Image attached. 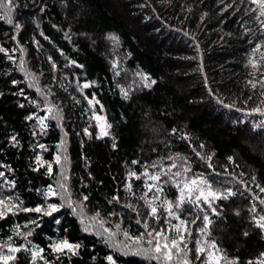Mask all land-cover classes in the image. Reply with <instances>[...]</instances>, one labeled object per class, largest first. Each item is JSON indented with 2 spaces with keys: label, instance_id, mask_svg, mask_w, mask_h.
I'll return each mask as SVG.
<instances>
[{
  "label": "trees",
  "instance_id": "obj_1",
  "mask_svg": "<svg viewBox=\"0 0 264 264\" xmlns=\"http://www.w3.org/2000/svg\"><path fill=\"white\" fill-rule=\"evenodd\" d=\"M2 1L11 12L0 8V177L5 182L0 194L12 197L16 208L0 216V242L20 247L11 264H109L110 255L116 264H160L132 254L146 249L155 255L149 237L133 244L123 235L127 230L139 236L145 228L137 220H147L149 231L169 229L165 234L175 236L161 207L160 220L148 215L150 172L162 179L165 199L175 200L179 187L195 177L220 194L234 193L211 208L201 201L178 209L190 233L184 240L189 264L208 258L202 253L197 259V241L220 255L219 264H260L264 17L259 5L252 0ZM140 74L146 82L137 84ZM90 99L104 115L108 135H97ZM60 145L66 150L70 196L81 204L83 216L103 224L84 226L72 208L49 194L60 173L55 162ZM49 205L57 211L45 215ZM37 207L43 211L23 210ZM205 214L211 223L201 232ZM64 240L79 245L75 254L52 250L53 242ZM30 245L43 249V259L33 260ZM184 252L178 253L181 261Z\"/></svg>",
  "mask_w": 264,
  "mask_h": 264
},
{
  "label": "snow or ice",
  "instance_id": "obj_2",
  "mask_svg": "<svg viewBox=\"0 0 264 264\" xmlns=\"http://www.w3.org/2000/svg\"><path fill=\"white\" fill-rule=\"evenodd\" d=\"M252 3L254 4H258L259 5V10H260V16L264 17V0H252ZM0 7H5L8 9L9 12H11V8H8V6L6 4H0ZM2 18V17H0ZM9 23H11V20L9 19ZM113 39H116L115 37H112ZM259 45H257V49H259ZM257 49H254L253 51L255 52ZM0 51H4L3 49H0ZM11 58V57H10ZM261 62L264 63V57H262ZM249 64L253 69H258V63L256 60L254 59H249ZM249 83L251 84L252 88H255L256 82L253 81H249ZM84 88L89 87L88 84L83 85ZM89 103H91V101H89ZM226 107H228V105H225ZM255 111H260L259 108L255 109ZM96 119H101V117H96ZM102 135H108V133L106 131H102L101 133ZM41 147L43 148L44 146L41 145ZM37 159L39 160L40 158L37 157ZM210 159V158H209ZM229 159L231 160V157H229ZM211 167V165H209ZM173 167H175V165H173ZM49 170L51 171V166L49 165ZM169 171H171V169H169ZM185 171H188V169H185ZM147 174V173H145ZM3 173H0V176H2ZM132 175H135L134 173ZM181 175L180 172H176L175 176L179 177ZM139 178V177H137ZM149 179L151 181H159L160 180V176L159 175H152L149 177ZM207 184V181L204 178H196V179H192L190 181H186L183 183V186L179 188V196L177 197L176 202H169L167 200H165L163 202V204L161 205V207H163L164 205H167L166 207V211H167V216L168 217H172L176 220L179 221V224H172L171 220H165L164 222L166 224H168L170 226V231L172 233H175V236L173 235H166L165 233L169 231V229H160V230H155V231H149V224L148 221H141V220H137V224H143V227L145 228V232L141 233L139 236H132L129 234V232L127 230H125L123 232V235L130 241H132L133 244H139L145 236L149 237V239L147 240V243L149 245H152V249L151 252L154 253L155 255H150L149 251L146 249H137L134 253V255H145V256H149V258L151 259H155L158 261H161V264H163V262H170L173 259L174 254L177 253H181L184 252V249L187 248V244H185L184 240H185V233L189 234L188 229L186 227V221L180 219V217L178 215H176V211L175 209H180L181 206L185 203H195L197 206L200 205V202L203 201V203L207 204L210 208L212 207V202L215 201L216 199H227L229 196L234 195L233 192L228 191L227 194H220V193H216L213 192L211 190V187H208V191L205 192L204 188L201 187L202 185ZM129 189L131 188V185H128ZM148 191L151 192L154 189L159 193L162 192L163 190L161 188H158L156 185L154 184H148ZM261 192H264V187L260 188ZM49 194L50 195H56L55 191H53L51 188L49 189ZM194 197V199H193ZM211 198V199H210ZM85 200L88 199L87 196L84 197ZM113 199H117L116 197H114ZM154 199H159V196L157 195L156 197H154ZM262 204H264V200L260 201ZM5 202L3 200H0V205H4ZM150 206V212L148 213L149 216L160 220L161 217L159 215V210L157 207H152L151 204ZM5 207H7L5 205ZM49 208L51 209L50 212L44 213L45 215H51L52 212L57 211V206L55 205H49ZM9 211L11 209H8ZM24 211H34L37 213H40L43 211L42 208L37 207L34 209H23ZM252 211H255V208L252 209ZM213 212H215V209L213 208ZM4 213L0 212V216H3ZM99 216V213H97V217ZM93 219H96V217H93ZM204 221H205V228L201 229V232H206L207 231V226L208 224L211 223V221L209 220L208 215H204L203 217ZM192 223H195L196 221L193 220L191 221ZM101 224H103V221H100ZM256 224L259 228L264 229V216H261L259 218V220L256 221ZM117 228L120 227V225H116ZM87 231V229H85ZM105 231H107V229H105ZM245 235H247V233H245ZM179 237L178 239L176 237ZM197 248H196V253H197V259H201V255L202 253H205V248L200 247V241H197ZM183 245V247H182ZM52 250L56 253H62L65 250L72 252L73 254H75V249L79 248V245H73L70 244L67 240L64 241H58V242H53V244L51 245ZM125 248H127L128 246L125 245ZM211 248H215V243L213 242L210 245ZM20 249L18 248H11L10 251L11 252H17ZM41 252H43V249H39L38 251H34L32 253L33 256V260H35L37 257H40L41 259H43L42 256H40ZM128 254V253H125ZM184 256L185 258L181 261V264H189L187 257V253L184 252ZM261 256H264V253H261ZM15 259L14 256L11 255H5V256H0V264H8V262L10 260ZM107 260L109 261V264H116V261L113 259V257L110 255L107 257ZM45 264H47V262H45ZM205 264H219V258H215L213 259L212 253H208V258L205 261ZM231 264V262H230ZM249 264H252L251 261H249ZM260 264H264V261H261Z\"/></svg>",
  "mask_w": 264,
  "mask_h": 264
},
{
  "label": "rangeland",
  "instance_id": "obj_3",
  "mask_svg": "<svg viewBox=\"0 0 264 264\" xmlns=\"http://www.w3.org/2000/svg\"><path fill=\"white\" fill-rule=\"evenodd\" d=\"M0 4H6L8 6V4H7L6 1L3 2L2 0H0ZM0 8L2 9V11H6V9H7L5 7H0ZM135 79H136L137 84H139V82H144V83L146 82L145 81L146 76L145 75H142V74H140L139 77L136 76ZM40 96L41 97L39 99L40 100H43L42 93H40ZM89 101H91V103H89L90 104V109L92 111H94V112H92V118H93V120L95 122L96 133H97L98 136H105V135H102L101 134L102 131H106L108 133V125L106 123L105 117H104V115L100 111H95V108H94V105H93L94 104V100L93 99H90ZM39 103H41V102H39ZM43 107H41V108H43ZM42 110H47V111H49L50 114L53 113V108H51V107H47L45 109L43 108ZM96 117H101V119L98 120V119H96ZM37 120L40 123H42L41 122V119L38 118V116H37ZM151 128L154 129L153 131H157V129H158V128H155V126L154 127H151ZM65 153H66L65 146H61L60 145L58 147V154H57L56 159H55V162L60 167V173H59L58 178L55 181V184L51 188L56 193V195H53V196L59 200L58 201L59 202L58 204H62L63 206L72 208L75 211V213L77 214V216L80 218V220L82 222H85L84 226H88L89 227L90 225H92L94 227V225L100 224V222H97L93 218L90 219L88 217L83 216L80 213V211H79V206L81 204H78V202H76L73 199V197L70 196V193H69V177H68V173H67V170H66L67 169V158H66V154ZM152 175H156V174H154V172H152V173L150 172L149 173V176L146 179V183H145V193H147V195L145 197H147V200L149 201V203L151 204V206L152 207L159 208V207H161V205L163 204V202L165 200H167L169 202H173V203L176 202L178 196L175 198V200L174 199H171V197L169 199H167V198L165 199V198H163V194H161V192L158 193L155 189L153 191H151V192L148 191V187H147L148 184H154L158 188H161V186L163 184V183H161V181H162L161 178H160L159 181H151L149 179V177L152 176ZM196 178H198V177L191 178V180L192 179H196ZM200 178H202V177H200ZM0 184H1L0 185V192H2V190L4 188V187H2V184L4 185L5 182H3V180H2L1 177H0ZM209 186L210 185L207 183L205 185H202L201 187H203L204 190H205V192H207ZM180 187H182V186H180ZM211 190L213 192L219 193L217 190H215L213 188H211ZM157 195L159 196V199H154V197H156ZM193 199H194V197H193ZM0 200H3L5 202L4 205H0V212L6 214V213H8L10 211L15 210L16 207H15V203H14L12 197H9L8 195H1L0 194ZM5 205L7 207H5ZM166 207H167V205H164L161 208L167 214V211L165 210ZM8 209H11V210L9 211ZM175 211H176V215H178V209H175ZM170 218L172 220H174L175 223H178V220H176V219H174L172 217H170ZM106 233H107V231H106ZM23 238H25V237H23ZM11 248H18V247L16 245H14L11 240H5L3 242H0V256H5V255L15 256V254L17 252H11L10 251ZM21 248H24V244L21 245ZM27 248L31 252V254L34 251H38L36 249V247L33 246V245L27 246ZM208 253H212L213 259L219 258V260H220V255L218 253H216L215 251H213L212 249L207 248V250H205V254H206L207 257H208ZM180 259H181V256L178 255V253H177V254H174L172 261H170V262H163V264H181V260ZM11 261L12 260H10L8 262V264H11ZM261 261H264V256H262ZM160 264H161V261H160Z\"/></svg>",
  "mask_w": 264,
  "mask_h": 264
}]
</instances>
